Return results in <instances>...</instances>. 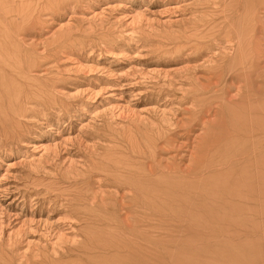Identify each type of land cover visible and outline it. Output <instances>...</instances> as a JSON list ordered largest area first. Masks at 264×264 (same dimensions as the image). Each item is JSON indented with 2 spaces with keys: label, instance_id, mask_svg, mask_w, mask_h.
I'll list each match as a JSON object with an SVG mask.
<instances>
[{
  "label": "rangeland",
  "instance_id": "rangeland-1",
  "mask_svg": "<svg viewBox=\"0 0 264 264\" xmlns=\"http://www.w3.org/2000/svg\"><path fill=\"white\" fill-rule=\"evenodd\" d=\"M30 1L0 23V264H264V118L232 119L226 69L256 0ZM126 163L150 181L145 225Z\"/></svg>",
  "mask_w": 264,
  "mask_h": 264
},
{
  "label": "bare ground",
  "instance_id": "bare-ground-1",
  "mask_svg": "<svg viewBox=\"0 0 264 264\" xmlns=\"http://www.w3.org/2000/svg\"><path fill=\"white\" fill-rule=\"evenodd\" d=\"M250 1L251 0H243L241 1L242 3H238H241L242 7L245 6L244 8L246 9ZM255 4L257 6L252 10L236 16L238 19L236 27L234 24L227 25L226 69L227 82L238 81L241 74L244 75L241 81L245 82L242 87L238 88L240 92L238 91L237 98L241 100V106L233 108L230 112V116H232V119L235 122L241 126L243 125L247 129H250V127H257V129L260 130V127H262L261 124L264 123L261 122L264 118V89L257 92L255 86L257 85L256 87L258 88V84L259 86L262 84L264 87V68L259 66V53H261V50L259 41L256 39V33L262 27V25L259 24V11L264 13V0H256ZM30 5L31 1L30 3H27L25 0H0V23L4 24L2 23L3 17L6 18V16L12 15L16 12L20 13L28 10ZM227 13V19L231 17L230 15L235 13L233 5L232 7L228 6ZM8 19L10 22H13V18L9 17ZM4 31L6 33L7 30ZM11 54L12 51L7 45L1 42V77L4 75L5 67L11 69L16 64V59L13 60L14 58ZM220 66L221 64H217L215 65V68ZM16 67L18 68V66ZM115 162L119 163V161ZM125 166L126 167L121 169V172L126 176L125 180L122 182L124 187H121V185L117 187L118 190L123 188V190L128 192V194H120L121 199L124 200V202H122L123 208L128 211L131 209L133 210L134 208L135 219L139 221V223H142V225H145L149 215V209H147V206L149 205V202L151 203L149 197V178L144 171L135 169L132 164L126 163ZM95 197L92 196V199H96ZM91 202L93 205L97 204V201ZM75 212L79 215L86 214V211H82L79 208H76ZM143 228L144 226L141 229L143 230ZM138 262V264H146L145 253L139 256Z\"/></svg>",
  "mask_w": 264,
  "mask_h": 264
}]
</instances>
